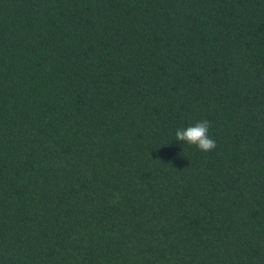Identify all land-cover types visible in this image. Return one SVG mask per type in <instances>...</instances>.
I'll use <instances>...</instances> for the list:
<instances>
[{"label":"trees","instance_id":"1","mask_svg":"<svg viewBox=\"0 0 264 264\" xmlns=\"http://www.w3.org/2000/svg\"><path fill=\"white\" fill-rule=\"evenodd\" d=\"M0 264H264V0H0Z\"/></svg>","mask_w":264,"mask_h":264},{"label":"clouds","instance_id":"2","mask_svg":"<svg viewBox=\"0 0 264 264\" xmlns=\"http://www.w3.org/2000/svg\"><path fill=\"white\" fill-rule=\"evenodd\" d=\"M209 127V121L205 119L192 126L178 128L175 132V140L195 146L200 151H212L216 147V142L209 136Z\"/></svg>","mask_w":264,"mask_h":264}]
</instances>
